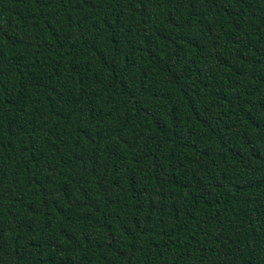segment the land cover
<instances>
[{
  "label": "trees",
  "instance_id": "1",
  "mask_svg": "<svg viewBox=\"0 0 264 264\" xmlns=\"http://www.w3.org/2000/svg\"><path fill=\"white\" fill-rule=\"evenodd\" d=\"M0 264H264V0H0Z\"/></svg>",
  "mask_w": 264,
  "mask_h": 264
}]
</instances>
